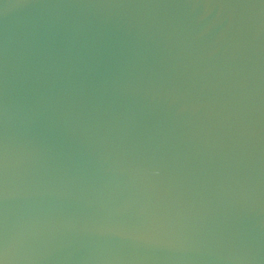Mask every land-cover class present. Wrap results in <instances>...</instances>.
Masks as SVG:
<instances>
[{
    "label": "water",
    "instance_id": "95a60500",
    "mask_svg": "<svg viewBox=\"0 0 264 264\" xmlns=\"http://www.w3.org/2000/svg\"><path fill=\"white\" fill-rule=\"evenodd\" d=\"M0 264H264V0H0Z\"/></svg>",
    "mask_w": 264,
    "mask_h": 264
}]
</instances>
